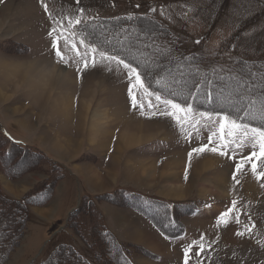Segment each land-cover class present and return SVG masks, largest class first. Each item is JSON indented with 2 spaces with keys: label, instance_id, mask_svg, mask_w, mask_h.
<instances>
[{
  "label": "rangeland",
  "instance_id": "rangeland-1",
  "mask_svg": "<svg viewBox=\"0 0 264 264\" xmlns=\"http://www.w3.org/2000/svg\"><path fill=\"white\" fill-rule=\"evenodd\" d=\"M45 4L48 6L47 11ZM133 13L162 20L181 47L203 53L208 62L227 65L240 56L264 57V0H0V124L3 129L12 133L16 130V134L40 143L41 147L59 157L53 158L57 162L54 168L48 159L49 162L42 164L41 171L26 172L15 180H0L10 194L20 193L16 189L21 187L18 183L35 174L44 175L43 180H56L52 202H48L52 203V210L40 212L34 205L28 208L25 233L3 264L38 262L58 243L70 244L90 263L101 264L95 259L93 249L87 246L70 224H66L70 213L87 195L82 179L70 174L68 165L79 168L82 163L86 165L81 166L86 172V179L94 184L91 187L98 189V193L113 189H101V182L108 186L112 184L111 178H114V181L137 187L148 195L173 200L174 204L186 203L183 206L186 209L193 208L191 211L181 210L180 213L173 205L174 219H177L173 225L180 222L183 226V234L177 237L165 236L151 220H144L142 224L140 219L136 220L139 227L149 231L150 234L146 232L141 236L153 240L150 243L153 247L146 246L148 238L145 243L138 244L159 254L156 258H141V255L135 254L139 263L185 264V249L191 246L188 264H264V188L260 186L264 178L257 181L251 174V166L247 165L242 173L237 174L240 182L237 184L233 180L235 160L229 157L235 145L228 149V156L205 151L193 153L189 160L188 154L194 148L208 144V137L213 132L218 134L220 117L226 114L193 108V121L185 124L182 131L175 120L159 115L165 106L155 100V95L147 97L141 90H134L137 99L144 103L146 114L141 115L139 107H132L128 92L130 81L127 70L122 69V66L117 68L111 65L116 69L114 71L98 67L77 72V67L82 68L83 64L76 63L80 58L72 50L71 44L75 43L76 51L84 53L87 43H80L81 39L73 32L75 24L69 28L68 21ZM54 28L56 31L49 35ZM61 32L68 43L65 38H61L58 46L67 64L58 62L56 49L52 47ZM16 42L26 45L27 51L22 45H16ZM100 51L103 50L98 49L95 53L97 60L100 59ZM137 55L147 57L144 52ZM91 56L89 54V60ZM3 64H7V67ZM42 64L68 73V79L72 80L71 94H61L59 87L53 85L54 77L49 78L47 74L43 83L47 82V86L39 83L41 81L35 71L40 74ZM171 79L168 78V82ZM216 80L214 88L219 84ZM239 87H242L241 82L234 88L228 87L227 96ZM178 94L181 95L182 91L179 90ZM160 95L161 99L167 98ZM149 101L155 107L149 108ZM149 112H156L157 115L149 116ZM202 112L211 113V120L207 116L201 117L199 114ZM127 120L142 125L133 130L135 138L140 137L130 145H126L120 135ZM197 120L199 123L193 126ZM2 128L0 131H3ZM143 128L150 132L146 137L141 134ZM218 143L214 137L209 147ZM108 144L114 145V159L110 154L108 166L103 167L98 163L107 153L105 149L109 147ZM29 145L41 150L39 146ZM249 151L247 146L242 151L237 150V159L248 155ZM46 153L49 155L48 151ZM88 163L99 169L102 167V175L93 167L89 169ZM146 165L149 169L143 172ZM90 170L93 175H90ZM168 171L174 172L179 178L178 184L182 190H179L181 193L178 195L171 193L169 186H166L174 179L167 178L170 174ZM0 172L3 173L1 168ZM97 173L104 177L99 183L95 182L99 180ZM61 174L65 176L60 177ZM223 178L227 179L225 187L220 191L210 189L209 186L212 187ZM31 180V186L42 182ZM233 200L237 201L236 210L228 218L227 225H217L218 217L231 207ZM127 208L130 214L140 217L137 212ZM79 212L75 209L74 215ZM120 214L117 216L118 221L126 222L129 219ZM77 220L80 231L87 234L88 218L79 213ZM115 223L116 226L112 224L110 228L117 230L121 236L126 237L128 234L130 237H139L140 233L135 234L133 230L134 225H120L117 220ZM118 225L121 227L118 228ZM237 232L243 235H237ZM124 240L134 242L130 238ZM157 244L161 251L155 250ZM197 252L199 256L195 255Z\"/></svg>",
  "mask_w": 264,
  "mask_h": 264
},
{
  "label": "trees",
  "instance_id": "trees-1",
  "mask_svg": "<svg viewBox=\"0 0 264 264\" xmlns=\"http://www.w3.org/2000/svg\"><path fill=\"white\" fill-rule=\"evenodd\" d=\"M73 30L86 43L112 55H119L137 67L150 91L159 92L180 104H190L195 110L225 113L233 118L240 116L244 117L242 123L260 126L259 120L248 119L244 112L259 110L260 96L264 92V58L240 57L227 65L207 62L202 53L181 47L164 22L141 13L87 18L75 24ZM22 47L27 51L26 45ZM142 52L147 57L137 55ZM170 77L172 79L168 82ZM215 79L219 83L216 88L213 87ZM238 82L242 83V87L235 88L233 94L227 96L228 87L234 88ZM179 90L182 91L181 95L178 94ZM252 100L256 103L252 104ZM236 108L240 109L238 113ZM48 159L49 155L43 150L15 141L0 131V168L10 179L20 178L26 172L41 171L42 164L49 162ZM55 182V179H44L19 196L7 192L0 182V264L20 243L30 204L47 203ZM98 200L133 209L169 236L179 235L183 231L180 222L173 225L177 221L174 219L173 205L179 212L193 209L183 207L186 203L174 204L173 200L121 186L84 195L75 209L88 218L87 236L79 229V213L74 215L75 209L70 213L69 224L93 249L95 259L101 264H139L135 254L153 258L159 254L138 243L119 238L106 225L104 214L96 204ZM33 264L92 263L70 244L58 243L44 259Z\"/></svg>",
  "mask_w": 264,
  "mask_h": 264
},
{
  "label": "snow or ice",
  "instance_id": "snow-or-ice-1",
  "mask_svg": "<svg viewBox=\"0 0 264 264\" xmlns=\"http://www.w3.org/2000/svg\"><path fill=\"white\" fill-rule=\"evenodd\" d=\"M45 11L48 10V6L45 4ZM51 18V17H50ZM81 21L76 19L75 21L69 20L68 25L69 28L72 27L73 24H79ZM56 29L54 28L49 35H52ZM61 38H65L63 36V32L58 35L53 41L52 47L56 49V56L59 58L58 62H62L67 64L68 61L62 55V52L58 46V41ZM66 44L68 43L67 38H65ZM81 44H84L85 41L81 39ZM198 43V41H197ZM86 51L84 53H80L76 51V44L72 43L71 48L76 55L80 58L76 63L79 65L81 62L83 67H77V72H83L85 69L89 68H98L104 67L108 71H114L116 69L112 68L111 65L117 66L119 68L122 66V69L127 70V77L130 81L128 92L132 101V107H139L141 110V115H145L144 111V103L137 99L136 92L134 90H141L144 96L151 97L155 95V100L160 104H163L165 107L163 110L159 112V115L170 117L175 120L176 124L180 126L181 130H184V125L193 121V113L194 109L191 105H181L180 103L175 102L172 99H161V95L159 92L152 93L148 91V88L145 86V81L142 78V73L138 71L137 67H134L131 63L126 62L119 55H111L104 51L99 52L100 59L97 60L95 58V53L98 51V48L92 44L85 45ZM89 54H92L91 59H88ZM176 95V93H173ZM211 94H209V97ZM260 109L254 111L245 110L244 116L250 120H259L261 122L260 126L254 127L247 123H242L241 121L244 117L237 116L233 118L230 115H223L220 117L219 126H218V134L217 132H213L212 135L208 137V144H204L198 148H194L192 152H190L189 160L193 153H203L205 151L217 153L221 156H228V149L230 146L235 145V148L232 149V155L229 157L230 159L235 160V169L233 172V180L238 184L240 181L237 179V174L242 173L245 170L247 165H250V171L253 177L260 181L264 178V92L261 93L260 96ZM252 104H255L256 101L252 100ZM148 107H155L150 101L148 103ZM235 111L238 113L240 111L239 108H236ZM149 116L157 115L156 112L147 113ZM201 117L207 116L209 120H211V113H200ZM199 121H195V124H198ZM218 140V144L213 147H209L210 144L213 143V138ZM227 137V139H226ZM249 147L250 151L246 156H240L237 159V150H243L245 147ZM264 188V183L260 185ZM237 201L233 200L231 207H229L226 211L220 214L217 219V225L224 224L227 225L228 218L230 215L236 210ZM237 222L239 221V217H236ZM237 235H243L242 232H237ZM203 239V238H201ZM200 250H203V244L200 245ZM191 251V246L185 249V264H188V253ZM196 256H199V252L195 253Z\"/></svg>",
  "mask_w": 264,
  "mask_h": 264
},
{
  "label": "crops",
  "instance_id": "crops-1",
  "mask_svg": "<svg viewBox=\"0 0 264 264\" xmlns=\"http://www.w3.org/2000/svg\"><path fill=\"white\" fill-rule=\"evenodd\" d=\"M16 131V130H15ZM15 131H14V133H15ZM15 136H17V139L18 140H20V141H23V142H27V143H29V144H32V145H35V146H39L42 150H44L45 152H47L48 151V153H49V155L52 157V158H59L56 154H53L49 149H47V148H44V147H41L39 144L40 143H35V142H33V141H31V140H29V139H27L25 136H23L22 134H14ZM108 146L109 147H107L105 150H107V153H104V157H103V159L101 160L102 162L101 163H98V164H100V165H102L103 167H107L108 165H107V160L109 161V157H111V155L110 154H112V158H113V149H114V145L112 146V145H110V144H108ZM114 159V158H113ZM62 161H63V159H62ZM104 162H106V163H104ZM83 165H81L82 167H86V165H84L85 163H82ZM89 165H87L88 167H89V169L90 168H95L97 171H98V173H100V175H102V173H101V171H100V169L102 168H98L96 165H94V166H92L90 163H88ZM107 165V166H106ZM76 167L75 165H72V164H69L68 165V169H69V173L70 174H75V176L76 177H80L81 179H82V182H83V185H84V188H85V190H87V193H89V194H94V193H98V189L96 190L95 188H92L91 186L92 185H94V184H91L90 182H89V180H87L86 178H87V176H85L86 175V172L84 171V169H82V167ZM92 168V169H93ZM81 170V171H80ZM83 172V173H82ZM109 172H112V171H110L109 170ZM104 173V172H103ZM3 174V173H2ZM1 174V172H0V180L2 181V180H8L7 179V177L6 176H4V174L2 175ZM84 174V175H83ZM89 175V174H88ZM90 175H93L92 174V172H91V170H90ZM43 176L44 175H37V174H35V175H32V178H26V180L24 181V182H21V183H18V184H20L21 185V187H17L16 189H18V191L17 192H19V191H21L20 193H22L26 188H28V187H30L31 185H30V179H32L31 181H33V180H35L34 182H36V181H41L42 180V178H43ZM65 176V174H62V177H64ZM104 176V175H103ZM95 177V176H94ZM111 177H113V175H111ZM102 178V180L104 179V177H101ZM105 179H106V176H105ZM24 180V179H23ZM111 180H112V184L111 185H108L107 186V184L106 183H104L103 181L101 182V184H102V188L101 189H104V188H106V187H108V188H106V189H104V190H107V189H111V188H113V187H115V185L117 186H122V187H130V188H137V187H134V186H128V185H125V184H121V182H117V181H114V178H111ZM99 183V182H98ZM20 193H18V194H16V195H19ZM15 194V193H14ZM100 204V207H101V209H102V212L104 213V216H105V220H106V223H107V225L109 226V227H113V225L114 226H116L115 224V222H116V220H117V223H119L120 225H124V224H126V225H124V226H129L130 224L131 225H134V227H133V230H134V232H135V234H136V232H137V234L138 233H140L139 234V237L137 236V235H135L134 237H130L128 234H126V237L127 238H130V240L131 241H134V242H137V243H145L144 241H146L145 239H147L148 238V236H141V234L143 233V234H146V232L148 233L149 231L146 229H142L141 227H139L138 226V224H137V221L136 220H138V219H140V220H138V221H140V224H142V222H144V220H147V219H145V217H143L142 215H140V214H138V213H136L138 216H140V217H136V215L135 214H130L131 212H130V210L127 208V207H124V206H118V205H116V204H113V203H111V202H108V201H105L104 203H99ZM34 208L35 209H37L38 211H40V212H49V211H51L52 210V208H53V205H52V203H48V204H45V205H37V206H34ZM132 210V209H131ZM120 213H122L124 216H123V218L125 217V218H132V219H127L126 220V222L125 221H118V219H117V216L118 215H120L121 216V214ZM135 218V219H134ZM128 221H131L130 223L128 222ZM135 221V222H134ZM132 222H133V224H132ZM113 224V225H112ZM136 224V225H135ZM151 225V224H150ZM151 226H153V225H151ZM118 228L119 227H121V226H117ZM146 228H149V227H146ZM114 229V228H113ZM139 229H141V230H139ZM120 238H122V239H127L125 236H121L119 233H118V231L117 230H113ZM126 232V231H125ZM133 232V231H132ZM148 234H150V233H148ZM129 237H128V236ZM152 235V234H151ZM141 237V238H140ZM150 237H152V236H150ZM153 240H151L150 238H148V244L146 245L147 247H149V246H151L150 245V243L152 242ZM151 247H153V246H151ZM150 247V248H151ZM155 250H157V251H161L160 249H159V246H157V245H155ZM141 258H143L142 256H140ZM144 257H146V256H144ZM138 260V259H137ZM138 262H140L139 260H138ZM141 262H143V261H141ZM141 264V263H140Z\"/></svg>",
  "mask_w": 264,
  "mask_h": 264
},
{
  "label": "bare ground",
  "instance_id": "bare-ground-1",
  "mask_svg": "<svg viewBox=\"0 0 264 264\" xmlns=\"http://www.w3.org/2000/svg\"><path fill=\"white\" fill-rule=\"evenodd\" d=\"M6 65V67H7V64H5ZM4 64H3V66H5ZM39 69V68H38ZM42 70H41V73L40 74H37V71H35V74L37 75V77L40 79V81L41 82H39L40 84L42 83H44V81H46V74L48 75V77L50 78V77H54V82H53V85H57V87H59V91L61 92V94L63 93V92H65V95L67 94V95H69V94H71V89L72 88H70V86L72 85V80L71 79H68V73H65V71H63V70H60V69H54L53 67H50V65H45V64H42V68H41ZM27 75V74H26ZM38 79V80H39ZM53 79V78H52ZM37 80V79H36ZM4 82V81H3ZM2 83V82H1ZM46 84H43L44 86H47V82H45ZM49 84H50V82H49ZM53 85H52V87H53ZM55 87V86H54ZM46 88V87H45ZM56 88V87H55ZM75 88V87H74ZM62 98V97H61ZM64 98H66V97H63L62 99H64ZM99 104H101L100 102H98ZM63 108V107H62ZM63 110V109H62ZM65 112V111H64ZM98 123V122H97ZM122 123V122H121ZM99 124V123H98ZM95 126H96V124H94ZM99 126V125H98ZM136 127H142V125H138V122L137 121H134V120H127L124 124H123V127L121 128V130H122V133H120V135H121V139L125 142V144L126 145H130V144H133L134 143V141L137 139V138H139V137H136L135 138V136H134V134L132 133L133 132V130L136 128ZM100 129V128H99ZM143 130L144 131H141V134H143L142 136H144V137H146V136H148L149 135V133L150 132H148L147 131V129H145V128H143ZM154 134V133H153ZM151 136H152V134H151ZM144 137H142V138H144ZM141 138V139H142ZM206 163V162H205ZM175 165H177V163L175 164ZM146 169H149V167L146 165V166H144V168H143V172L146 170ZM96 172H98L97 170H96ZM169 172V171H168ZM176 172V171H175ZM170 174L167 176V178L169 177V178H174L173 179V181H171L170 182V185L172 186H170L169 185V183H168V185L166 184V186H169V191L171 192V193H174V195H178V194H180L181 192V186H179V178L176 176V174L174 173V172H169ZM222 176H223V174H222ZM96 177H99V180L97 181H95V182H99L100 181V179H101V176H99V174L97 173L96 174ZM226 177V176H225ZM166 178V179H167ZM207 180V179H206ZM213 180H215V179H213ZM217 180H218V178H217ZM208 182H210V180L208 181ZM208 182H206V183H208ZM218 183V184H217ZM217 183H215L214 184V182H213V186L211 187V186H209L210 187V189H215L216 191H220L221 189H222V187H225L224 185L227 183V179L225 178H223L222 180H219ZM209 184V183H208ZM207 184V185H208ZM224 189V188H223ZM180 190V191H179ZM141 238V237H140ZM157 246H158V244H157Z\"/></svg>",
  "mask_w": 264,
  "mask_h": 264
}]
</instances>
